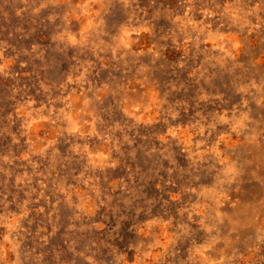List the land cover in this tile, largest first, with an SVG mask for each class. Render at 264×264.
I'll list each match as a JSON object with an SVG mask.
<instances>
[{
	"label": "clouds",
	"instance_id": "1",
	"mask_svg": "<svg viewBox=\"0 0 264 264\" xmlns=\"http://www.w3.org/2000/svg\"><path fill=\"white\" fill-rule=\"evenodd\" d=\"M0 264H264V0H0Z\"/></svg>",
	"mask_w": 264,
	"mask_h": 264
}]
</instances>
